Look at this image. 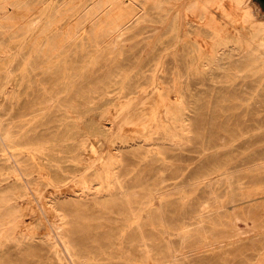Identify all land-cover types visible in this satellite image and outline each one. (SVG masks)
I'll use <instances>...</instances> for the list:
<instances>
[{
	"label": "rangeland",
	"instance_id": "obj_1",
	"mask_svg": "<svg viewBox=\"0 0 264 264\" xmlns=\"http://www.w3.org/2000/svg\"><path fill=\"white\" fill-rule=\"evenodd\" d=\"M27 1L8 5L10 17L3 21L9 26L0 27V123L16 136L13 146L0 147V172L7 177L1 187H20L17 171L9 172L17 169V159L23 170L36 169L41 162L46 169L32 172L31 191L18 197L25 230L7 228L8 237L0 236V264H57L48 259L44 243L33 245L23 235L51 231L57 213L45 202L54 192L80 189L82 172L76 168L111 148L112 140L137 143L122 147L127 159L122 171L134 204L153 197L162 209L166 227L143 229L157 253L171 245L189 255L184 264H264V209L251 200L259 197L261 202L264 195V55L247 51L237 39L264 42L262 2L223 0L222 7L208 6L209 21L202 22L185 14L189 0L178 6L176 21L147 2L150 20L128 27L120 43H102L100 48L84 36L48 62L31 39H46L39 31L61 0ZM250 3L247 9H258L263 16L245 20L244 6ZM29 29L38 36L27 33ZM217 56L221 59L216 63ZM142 85L145 92L122 95L126 87ZM184 117L188 131L181 130ZM247 193L256 195L246 198ZM70 199L66 211L77 243L89 255L85 264H160L158 258L141 259L135 245L116 238L122 230H132L129 211L118 202ZM182 225H190V231L180 233ZM134 232L125 231L124 237Z\"/></svg>",
	"mask_w": 264,
	"mask_h": 264
},
{
	"label": "bare ground",
	"instance_id": "obj_2",
	"mask_svg": "<svg viewBox=\"0 0 264 264\" xmlns=\"http://www.w3.org/2000/svg\"><path fill=\"white\" fill-rule=\"evenodd\" d=\"M19 1H21V0H0V10H5L6 11V13H5L6 16H5V14H1L0 15V27L1 28L9 26L8 24L5 23V21H3V20H5L7 18V16L10 17L9 14H10L11 10L8 8L9 7L8 5L11 4V5H14L15 7H17V2H19ZM57 1H59V0H57ZM240 1H241L240 4L243 5V4H246L247 0H240ZM147 2H152L155 5V7L158 10H160V11L162 10L165 13L166 16L173 15V19L176 21L177 20L176 17H179V14H180L179 13L180 11H178V9H179L178 6L181 4V2H184V0H61V2H60L61 5L60 6L53 7L52 18H51V20L49 22L46 23V25H47L46 28H43V29L41 28L40 31H39V33H45L46 39L38 40V39H36L34 37L31 39L32 42L33 41L36 42V46H35L34 50L36 51V53L38 55H39V53H41V54L43 53V55L45 57L44 59L49 62L52 59L54 61V58L57 57L59 55V53H61L62 51L70 49L73 45L78 43L79 40L83 39L84 36H87V38L90 41V43L92 42L93 45L96 46V47H99L100 45H102V43L105 44V43H110V42H113V41L115 43H118L121 40V37L126 33L128 27L138 26L142 22L150 20V17L147 15V10H146V6H145V3H147ZM69 3H71V5L68 6ZM211 4L212 5L213 4H215V5L217 4L218 7H220V6L222 7L225 3L223 2V0H200V1L189 0L188 4L186 6V9H185V14L188 16V18L189 17L190 18L191 17L192 18L195 17L196 19H198V20L194 19L195 22L199 21V20H201V22H202L203 19H204V21H207V20L209 21V19H206L207 18V9H208V6L211 5ZM250 5H251V3L249 5H245L244 6L246 8V9H244L245 20H251L252 21V18L254 17V15H257V17H258V15L259 16H263L261 13H259L258 9H252V8H248L247 9V7L250 6ZM20 9L23 10L22 8H20ZM183 10H184V8H183ZM28 11H27V13H28ZM17 12H19V11H17ZM49 12L50 11H48V13ZM213 12H214V10H213ZM20 14H22V13H20ZM160 14H161V12H160ZM12 15H13V17H15L14 14H12ZM192 18H191V20H192ZM160 19H161V17H160ZM256 19H258V18H256ZM248 22H250V21H248ZM254 22H256L255 24H258L259 20L254 21ZM254 22H253V24H254ZM207 23L211 24V22L210 23L207 22ZM260 23H261V26L264 27V19H260ZM253 24H251V25H253ZM88 26H90V29L87 30ZM253 26H255V25H253ZM253 28H255V27H253ZM27 31H28L27 33H31L32 36H38V34H39V33H32L30 29L27 30ZM215 31H220V30H218V29L214 30V33H215ZM9 33H10V31H9ZM14 34L17 35V30L14 31ZM6 35H8L7 32H6ZM115 35H118V36H117V38L114 39ZM237 39H238V42H240V43L243 42L242 44L245 43L244 47H245V49H247V51L248 50L250 51V50H256L257 49V50H261V53H260L261 55H264V42H261V43L259 42V43L255 44L256 41L254 42V39H252V38L244 39L242 36L238 37ZM136 45H137V43H136ZM139 45H141V44H139ZM85 48L86 47L84 46V49ZM100 48H101V46H100ZM257 50L255 52H257ZM4 51H5V49H4ZM31 51H33V50H31ZM64 53H66V52H64ZM60 56H62V54H60ZM220 59H221V57L217 56L216 63L219 62ZM10 60H11V58H9L8 63L10 62ZM86 61H87V59H86ZM60 62H59V64H60ZM57 63H58V61H57ZM159 63H161V61ZM213 63L215 64L214 61H213ZM27 65H28V63H27ZM46 66H47V64H46ZM40 68H41V66H40ZM42 70H43V67H42ZM44 71H45V69H44ZM44 71H43V73H44ZM157 76H154V77H157ZM32 78H33V76H32ZM71 80H72V78H71ZM153 82H155V81H153ZM52 85L50 87H52ZM67 85H68V83H67ZM66 88H67V86H66ZM125 89H126L125 90L126 92L122 91L123 92L122 95L125 96V97H130L133 94H137L138 93L137 95H139V93L145 92L147 87L142 85V86H138L136 88V90H134V89L131 90L128 87H126ZM52 91H54V90H52ZM48 92H51V89ZM43 93H44V91H43ZM61 93H63V92H61ZM46 96H47V94H46ZM61 96H62V94H61ZM59 105L61 106V104H59ZM182 105L184 106L183 102H182ZM66 106H68V105H66ZM27 110L28 109H26V111ZM43 110H44V108H43ZM44 111H46V110H44ZM176 112H178V111L176 110ZM180 112H181V110H180ZM42 114H43V112H42ZM22 118L24 119V117H22ZM26 119H27V117H26ZM30 120H31V118H30ZM175 121H177V120H175ZM25 122H27V121H25ZM184 122H186L185 117L182 119V124H181V128L182 129L181 130L188 131L189 130V124H188L189 122L188 121H187L188 123H184ZM2 123H0V147L3 148V146H6V145L7 146L8 145L9 146H13V144L15 143V137L16 136H14L10 132L11 129L5 128ZM156 123H158V122H156ZM112 125H113V123H112ZM149 125H151V124H149ZM142 128H144V127H142ZM154 128L155 127H153V129ZM173 128H174V126H173ZM153 129L151 130L152 132H153ZM104 130H105L106 133H108L110 131V129H107V128H104ZM176 130H177V128H176ZM24 132H25V130H24ZM141 132L142 131H140V133ZM150 136H152V135H150ZM159 136H160V134H159ZM135 137L137 138L138 135H136ZM188 137H189V134H188ZM45 139H46V137H45ZM116 141H118V138H117ZM130 141L127 140V142H126V143H128L127 145H120L119 143L116 144V142H114L112 140V144H111L112 147L111 148L107 149L104 153H101V154L99 153L100 155H98V157H95V159L93 161L90 160L91 162H89L88 164L85 162L87 165L83 164L81 167L76 168V171H81L82 172V174L80 175V177L77 180V182H79V181L81 183L83 182L81 184V186L79 184V186H80L79 188L80 189H73V190L70 189V191L63 190L61 192H54V193H52L50 195L51 198L47 202H45V205L46 204L49 205V207L57 213V216L53 215V216H56V220L54 222L50 221V229H51V231H46L43 235L42 234L38 235L37 232H36V234L34 232L33 233H30V232L26 233V234L23 235L24 240L30 242L33 245L36 244L35 242H39V241L44 243V245H46L47 249H48V252H46L48 254L47 257L52 263L54 262V263H57V264H85V262L90 261L88 259L89 255L88 256L85 255V253L83 251V248L76 241V237H75V233H74V230H73L72 222L69 220V215H68V212L66 211L67 203H68L67 201H71L70 198H74L72 200H76V201L89 200V198H94L97 202H107V203H112V202H114V203L116 202L117 203L118 202L119 205H117V206H119L121 209H127L129 211V214L127 215V217H129L128 221L130 223L128 225H129V229H132V230H128V229L127 230H122V233L119 232V234L121 236L120 237H116V238L122 239V243L126 242V244H129V246L130 245H135L134 248H136L139 251V253L141 255V259L150 260V259L158 258L161 261L160 264H184L183 263V262H185L184 259L187 256H189L187 253H185L183 250H181L179 252L175 247H173L171 245L166 246L165 250H163L161 253H159V252L157 253L156 247H154V245L151 244L149 238H147L146 234L143 232V229L146 226H150L153 229H157V228L166 227V224H165L164 219H163L162 209H161L160 206H157V204L155 203L153 197L140 198L137 201V205L134 204L133 200H131L132 192H131L130 188L128 187L127 183L125 182L127 180L126 179V174H125L124 171H122V167L127 162V159L125 158L124 153L122 151V147L125 148V147H132L134 145H137V143H131L132 141L131 142ZM181 141H182V139H181ZM144 143H145V141H144ZM181 143H183V142H181ZM32 144H34V143H32ZM18 145H20V143H17V146ZM146 147H148V146H146ZM35 153L36 152H34V154ZM78 155H79V153H78ZM48 156L49 155H47V157ZM1 158H3V157H1ZM37 158H39V157H37ZM33 159H31V160H33ZM50 159L53 160L52 158H50ZM35 166H37L36 169H31L30 168V170L28 169L27 171L23 170V168L21 167V161H19L17 159V169L13 168V169H11L9 171L10 173H12V172L14 173V172L17 171V179H18L17 183H19V185H20V187L17 188V191L14 189V186H9V187H6V188H2L1 187L2 186L1 185L2 182L7 177L4 176L5 171H4V173L0 172V236H3V238H7L8 237L6 235V233H5L7 231L6 230L7 228H9L11 230L12 229L15 230L16 228L17 229H19V228L23 229L22 224L24 222V219H23L24 213L22 212L21 204L18 202V197H20L22 195L25 196V195L29 194L28 189H30V184H31L30 183L31 182V177L29 178V176L32 174V172L38 171L40 174H42L43 170L46 169V168L42 167V162H41L40 165H35ZM41 168H42V170H41ZM55 172H57V171H55ZM1 175H3V176H1ZM58 175H59V173H58ZM58 175L55 174V176H56L55 178H57ZM65 177H63V178H65V179H67V177L69 178V176H65ZM33 178H35V177H33ZM60 178H62V176ZM57 179H59V178H57ZM156 186H157V184H156ZM67 189H69V188H67ZM30 191H31V189H30ZM155 192H156V190H150V193L152 195ZM254 195H256V194H254V193L248 194L247 193V195L245 197L248 198V197H252ZM261 198H262L261 202L258 201L259 197L252 198L251 200L252 201L256 200L255 201L256 202L255 204H257L256 207L259 206L262 209H264V199H263L264 195H262ZM76 201H74V202H76ZM248 201L246 200V202H248ZM70 203H72V201ZM112 207H113V205H112ZM143 211H145L147 213V217L146 218H144L145 216L141 213ZM27 223H29V222H27ZM32 224H34V221L31 223V225ZM197 224H199V223H197ZM29 225H30V223H29ZM193 225H195V224H193ZM189 226L190 225H182L180 233H186V231L188 233L190 231V229L187 230L186 228H188ZM24 227L29 228L30 226L25 225ZM184 229H186V230H184ZM23 230H25V229H23ZM125 231H127V232L128 231H135L134 232L135 234L134 235H129L127 237V239H126V236L124 237V232ZM7 232H9V231H7ZM13 237H15V236H13ZM16 239H18V237ZM182 239H183V241H186L187 238L183 237ZM22 246H23V244H22ZM250 261L251 260L246 261L245 264H248ZM124 264H127V263H124Z\"/></svg>",
	"mask_w": 264,
	"mask_h": 264
},
{
	"label": "water",
	"instance_id": "obj_3",
	"mask_svg": "<svg viewBox=\"0 0 264 264\" xmlns=\"http://www.w3.org/2000/svg\"><path fill=\"white\" fill-rule=\"evenodd\" d=\"M260 1L262 2L263 6H264V0H260Z\"/></svg>",
	"mask_w": 264,
	"mask_h": 264
}]
</instances>
